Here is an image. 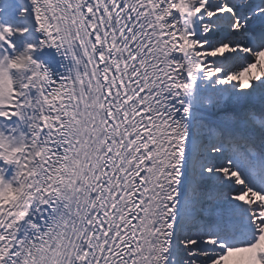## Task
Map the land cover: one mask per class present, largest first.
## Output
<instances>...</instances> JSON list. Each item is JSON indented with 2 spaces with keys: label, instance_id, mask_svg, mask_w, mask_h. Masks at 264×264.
I'll list each match as a JSON object with an SVG mask.
<instances>
[{
  "label": "snow or ice",
  "instance_id": "snow-or-ice-1",
  "mask_svg": "<svg viewBox=\"0 0 264 264\" xmlns=\"http://www.w3.org/2000/svg\"><path fill=\"white\" fill-rule=\"evenodd\" d=\"M0 264H264V0H0Z\"/></svg>",
  "mask_w": 264,
  "mask_h": 264
}]
</instances>
